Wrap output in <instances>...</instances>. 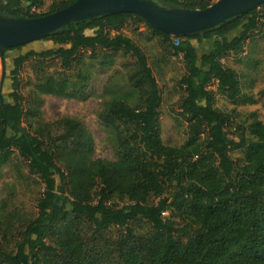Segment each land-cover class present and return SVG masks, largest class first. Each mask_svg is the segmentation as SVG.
Listing matches in <instances>:
<instances>
[{
    "label": "trees",
    "instance_id": "obj_1",
    "mask_svg": "<svg viewBox=\"0 0 264 264\" xmlns=\"http://www.w3.org/2000/svg\"><path fill=\"white\" fill-rule=\"evenodd\" d=\"M76 1L38 13L45 0H0V14L43 17ZM150 1L193 10L215 3ZM261 7L193 38L172 37L140 16L118 14L49 35L39 41L51 43L48 50H6L11 79L10 92L0 89V183L6 169L27 168L44 192L36 217L28 219L11 211L0 191V264H264V121L252 113L236 142L228 130L232 116L216 99L242 98L241 78L223 58L244 52L260 29ZM130 23L161 38L166 54L182 57L178 110L188 133L181 146L163 139L162 89L148 55L123 32ZM120 57L132 58L133 65L113 70ZM29 61L35 83L26 99L20 73ZM99 70L114 73L96 94ZM44 96L102 99L98 121L113 158L97 157L94 135L82 120L46 122ZM234 151L243 159L235 161Z\"/></svg>",
    "mask_w": 264,
    "mask_h": 264
},
{
    "label": "rangeland",
    "instance_id": "obj_2",
    "mask_svg": "<svg viewBox=\"0 0 264 264\" xmlns=\"http://www.w3.org/2000/svg\"><path fill=\"white\" fill-rule=\"evenodd\" d=\"M66 0H45V5L38 13H47L50 7L56 3ZM217 2L218 0H213ZM264 15V6L259 9ZM124 34L134 40L141 46L144 52L149 57V64L153 68L154 74L159 80V85L162 89L163 103L160 110V120L163 129V139L166 144L171 146H181L187 140L188 127L179 118V98L181 91L179 90L178 82L185 73L182 57L171 56L162 51L161 38L147 31L142 25L137 27L130 23L124 30ZM210 44L208 43V46ZM53 45L51 43L35 42L28 45L24 52L30 50L44 51L48 50ZM206 51L207 48H204ZM9 55L7 67L9 72L13 71L14 57ZM134 60L130 57H120L118 59L117 71L123 68V65H133ZM223 63L226 67L232 68L238 72L241 78L242 98L239 101L233 102L227 98L217 94V107L222 112L232 116V124L230 137L236 142H240L241 131L239 129L246 121L251 118L252 113H256L258 119L264 121V17L260 29L255 33V36L246 44L244 52L239 56L230 54L223 58ZM34 61L26 63L20 73L21 93L28 99L34 89V75L31 65ZM57 64V63H56ZM53 68V62L50 63ZM108 72L109 76L113 75L114 71ZM100 71V70H99ZM2 62L0 59V89L5 87L9 90V82L11 75L7 76L1 87L2 81ZM116 72V71H115ZM96 82L93 86L96 94L102 92L104 83L108 74L102 71L98 72ZM216 90L215 86H212ZM252 98L254 104H245V100ZM45 104L43 107L44 119L46 122H53L61 117H71L82 120L94 135L96 141V153L100 159H112L113 151L107 141L106 134L99 124L98 113L102 107V99L98 96L89 99L86 102L77 100H64L53 96L43 97ZM235 161L243 159L241 151L231 153ZM0 191L3 197L10 199V210L19 214L23 218H32L37 215V206L44 192V185L38 177L29 176L27 168L23 169L22 173H18L14 168H8L5 171V177L0 183Z\"/></svg>",
    "mask_w": 264,
    "mask_h": 264
},
{
    "label": "water",
    "instance_id": "obj_3",
    "mask_svg": "<svg viewBox=\"0 0 264 264\" xmlns=\"http://www.w3.org/2000/svg\"><path fill=\"white\" fill-rule=\"evenodd\" d=\"M261 6H264V0H218L205 10L167 8L150 0H78L43 17L15 19L0 14L1 87L6 78V50L41 41L75 23L102 16L132 14L142 17L166 35L193 38Z\"/></svg>",
    "mask_w": 264,
    "mask_h": 264
}]
</instances>
